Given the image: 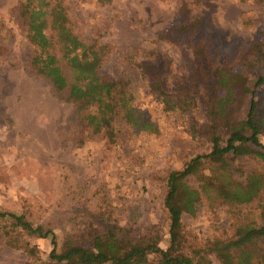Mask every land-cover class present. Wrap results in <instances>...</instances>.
I'll return each instance as SVG.
<instances>
[{"label": "rangeland", "instance_id": "374dc122", "mask_svg": "<svg viewBox=\"0 0 264 264\" xmlns=\"http://www.w3.org/2000/svg\"><path fill=\"white\" fill-rule=\"evenodd\" d=\"M27 2L0 0V211L53 230L59 248L88 247L97 237L114 236L159 239L167 250L169 174L212 151L204 134L205 103L215 85L203 71L211 64L236 67L239 49H264V0H61L82 43L101 47L99 75L127 82L139 113L155 126L153 132L135 129L137 119L130 118L118 126L113 143L84 126L78 104L32 66L34 46L22 14ZM47 34L70 77L55 33ZM203 48L211 63L202 62L204 68L198 60L204 56L196 55ZM157 81L171 99L193 97L191 105L185 110L166 102ZM248 102L238 120L246 118ZM232 167L240 180L264 174V164L252 157L238 158ZM186 181L200 189L197 175ZM0 223V264L50 260L51 236L28 237L11 232L9 221ZM250 223L264 224V195L235 207L201 193L195 213L182 216L183 249L194 264H221L218 246ZM11 240L36 246L34 256L11 247ZM148 259L158 264V255L149 253Z\"/></svg>", "mask_w": 264, "mask_h": 264}, {"label": "trees", "instance_id": "16d2710c", "mask_svg": "<svg viewBox=\"0 0 264 264\" xmlns=\"http://www.w3.org/2000/svg\"><path fill=\"white\" fill-rule=\"evenodd\" d=\"M22 14L28 27V39L34 46L32 66L50 80L59 94L66 93L68 101L78 104L80 119L93 134L103 135L113 143L118 126L127 124L130 118L137 119L135 129L154 131L153 123L135 106L129 84L124 80L107 81L99 75L104 60L101 47L82 43L69 25L61 0H28ZM48 29L55 33L60 52L70 68V77L52 51L53 41L47 34ZM196 55L204 56L198 58L202 68L206 63L211 64L204 48L197 50ZM233 58L238 62L236 67L234 63L218 67L211 64L203 71L215 85L214 94L205 103L207 126L204 134L210 138L212 151L192 158L183 169L169 174L165 199L170 221L167 250L160 247L159 239L129 242L114 236L97 237L88 247L71 244L59 248L53 230L34 227L25 222L23 216L0 211V221H9L11 232L17 230L41 239L52 237L50 260L41 264H149V253L158 255V264H194L195 258L183 249L182 216L195 213L201 193L235 207L252 203L264 195V174L253 172L240 180L232 167V162L242 157H252L264 164V92L257 100L259 88L264 87V49L260 45L239 49ZM157 82L166 102L185 110L191 105L193 97L187 94L171 99L161 82ZM247 99L246 118L238 120L236 114L246 105ZM191 175L198 176L200 189L188 185L186 180ZM263 243L264 224L239 225L234 237L218 246V258L221 264H264ZM9 245L27 252L30 257L35 254L36 246L30 242L18 246L11 240ZM198 253L193 252V255ZM38 261L33 260V263Z\"/></svg>", "mask_w": 264, "mask_h": 264}]
</instances>
